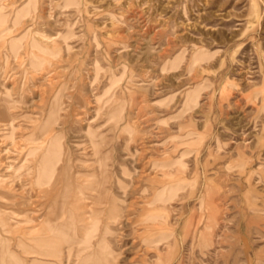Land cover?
Masks as SVG:
<instances>
[{"label":"rangeland","instance_id":"rangeland-1","mask_svg":"<svg viewBox=\"0 0 264 264\" xmlns=\"http://www.w3.org/2000/svg\"><path fill=\"white\" fill-rule=\"evenodd\" d=\"M0 191L24 264H264V0H0Z\"/></svg>","mask_w":264,"mask_h":264},{"label":"crops","instance_id":"crops-1","mask_svg":"<svg viewBox=\"0 0 264 264\" xmlns=\"http://www.w3.org/2000/svg\"><path fill=\"white\" fill-rule=\"evenodd\" d=\"M0 194H2L1 200L11 198L9 195L5 194L2 191H0ZM1 200L0 206L4 205V202H2ZM1 209L2 208L0 207V210ZM12 214V210L9 214H2L0 212V226L2 227V229H5L4 231L9 232L10 235L14 231L18 232V230H22L23 234L22 236H19L20 238L16 239V244L17 246L21 247L23 254H36L54 257L58 259V261L60 260L59 258L62 257L61 238L59 237V235H55L49 227H46L45 221L37 223V225H34L33 227L22 229V223L28 224V221H14ZM51 221L52 219L50 220V222ZM14 224L19 226L14 227ZM26 233L29 234V236H25ZM10 235H3L0 233V264H24L28 262L40 263L36 259H26L25 257L22 259L18 256L17 253L11 251L10 244L13 238ZM41 264H44V262Z\"/></svg>","mask_w":264,"mask_h":264},{"label":"bare ground","instance_id":"bare-ground-1","mask_svg":"<svg viewBox=\"0 0 264 264\" xmlns=\"http://www.w3.org/2000/svg\"><path fill=\"white\" fill-rule=\"evenodd\" d=\"M56 153H57V152H55L53 155L56 156ZM57 155H58V154H57ZM42 161L44 162V160H42ZM40 163H41V162H40ZM44 163H45V162H44ZM48 220H49V219H48Z\"/></svg>","mask_w":264,"mask_h":264}]
</instances>
